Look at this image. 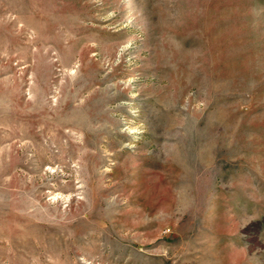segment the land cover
<instances>
[{
	"label": "rangeland",
	"instance_id": "rangeland-1",
	"mask_svg": "<svg viewBox=\"0 0 264 264\" xmlns=\"http://www.w3.org/2000/svg\"><path fill=\"white\" fill-rule=\"evenodd\" d=\"M0 264H264V0H0Z\"/></svg>",
	"mask_w": 264,
	"mask_h": 264
}]
</instances>
